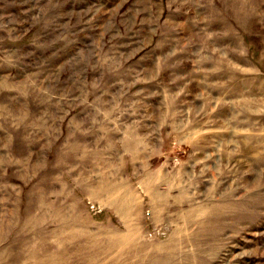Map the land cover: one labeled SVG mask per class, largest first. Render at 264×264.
<instances>
[{"label":"rangeland","instance_id":"rangeland-1","mask_svg":"<svg viewBox=\"0 0 264 264\" xmlns=\"http://www.w3.org/2000/svg\"><path fill=\"white\" fill-rule=\"evenodd\" d=\"M0 264H264V0H0Z\"/></svg>","mask_w":264,"mask_h":264}]
</instances>
